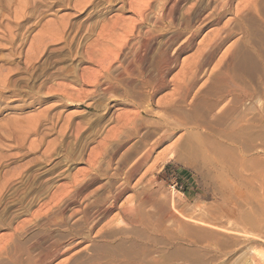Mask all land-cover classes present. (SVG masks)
Wrapping results in <instances>:
<instances>
[{"label":"rangeland","instance_id":"rangeland-1","mask_svg":"<svg viewBox=\"0 0 264 264\" xmlns=\"http://www.w3.org/2000/svg\"><path fill=\"white\" fill-rule=\"evenodd\" d=\"M164 3L0 0V264H264V0H182L180 10L176 8L166 19ZM225 3L228 11L218 20L203 22ZM246 3L253 5L252 11L255 5L261 16L252 12V18L245 22L253 43L260 48L250 50L251 61L244 50H232L243 35L236 17ZM198 11L202 12L201 20L193 17ZM186 22L192 28L186 30ZM49 25L59 28L56 35H43ZM198 27L191 45L174 50L187 36L186 31ZM230 27L233 33L220 42L219 49L209 50L213 33L222 34ZM175 30L181 35L174 42L166 40ZM202 44L207 46L205 50L199 49ZM110 50L113 56L116 54L114 60L110 59ZM161 50L169 51L170 69L164 70L167 87L159 89L153 99H136L133 91L159 75L161 65L155 62H159ZM193 60L200 64L198 81L191 84L185 110L197 96L209 100L203 98L210 104V111L204 109L202 113L204 130L218 128L225 132L229 125H236L238 131L239 120L246 118V134L244 138L239 134L242 147L239 142L190 141V124L173 129L177 115L166 110L164 104L177 98L174 82L188 81L190 71H186L191 69L188 65H194ZM235 68L247 78L244 84L235 86H248L239 100L233 94H220L235 88L229 75ZM109 84L114 86L111 90ZM230 105L233 113L220 126L216 119ZM150 109L155 111L150 113ZM139 111L146 113L143 119L150 123L142 124L135 134L124 121ZM168 125L169 137L156 143ZM143 134L149 140L141 141ZM180 142L186 143L178 147ZM145 153L149 157L144 160ZM96 170L97 181L85 184ZM119 188L127 190L121 191L116 207L107 215H96L107 204L106 196L115 195ZM122 205H133L138 223L117 220ZM85 214L96 218L89 233V222L83 221ZM73 241L76 244L72 245ZM53 242L62 249L42 261L44 255L54 251Z\"/></svg>","mask_w":264,"mask_h":264},{"label":"bare ground","instance_id":"bare-ground-1","mask_svg":"<svg viewBox=\"0 0 264 264\" xmlns=\"http://www.w3.org/2000/svg\"><path fill=\"white\" fill-rule=\"evenodd\" d=\"M138 1V0H137ZM148 1V0H147ZM164 0H162V2H163ZM248 1V0H247ZM132 2V1H131ZM181 2H182V0H165V3H164V7H163V10H164V13H165V18L164 19H166V18H168L171 14H173L174 12H175V9L177 8L178 9V6L181 4ZM230 2H231V0H230ZM146 4H147V2H146ZM219 4V3H218ZM221 4V3H220ZM182 5V4H181ZM146 5L144 4V7H145ZM158 6V5H157ZM160 6H161V4H160ZM212 6V5H211ZM220 5H218V9H216L215 10V12L214 13H212L210 16H208V17H206V19L205 20H203V22L204 21H206V20H211V19H213V18H216L215 20H218V18L217 17H219V16H222L223 14H224V12L225 11H228L227 10V7H228V4H224L221 8L219 7ZM253 6V5H252ZM251 3L249 4V3H246V4H244V6L242 7V12L236 17V19H237V21H238V23L242 26V33H243V35H242V38H241V40L239 41V42H237L235 45H234V49H232V50H244V53H247V50H260V48L259 47H257L254 43H253V41H252V39H251V36H250V28L249 27H247L246 25H245V22H246V20L247 19H249V18H252V17H250V15H253V14H251L252 12L253 13H256V14H258L259 15V10L257 9V7H255V5H254V8H253V11H252V9H250L251 7ZM143 7V8H144ZM155 7V6H154ZM181 7V6H180ZM207 7V6H206ZM231 7V6H230ZM151 8H152V5H151ZM158 8H159V6H158ZM182 8V7H181ZM138 9V8H137ZM142 9V8H141ZM150 9V8H149ZM135 10V9H134ZM139 10V9H138ZM145 10V9H144ZM155 10V9H154ZM159 10V9H158ZM178 10H180V9H178ZM230 10V9H229ZM155 12L157 13V11L155 10ZM159 12H161V11H159ZM179 12V11H178ZM207 12V11H206ZM205 12V13H206ZM208 12H210V11H208ZM138 13V12H137ZM237 13H238V11H237ZM145 14V13H144ZM151 14V13H150ZM201 15H202V12L201 11H198V12H196L195 14H194V16L193 17H195V18H197L198 20H201L203 17H201ZM203 15H204V13H203ZM156 16V15H155ZM260 16V15H259ZM144 18H145V15L143 16ZM162 17V16H161ZM177 17V16H176ZM186 17V16H185ZM190 17V16H189ZM261 17V16H260ZM156 18V17H155ZM191 18V17H190ZM196 20V19H195ZM214 20V21H215ZM263 20V19H262ZM169 21V20H168ZM183 21H185V20H183ZM187 21H189V19L187 20ZM193 21V20H192ZM197 21V20H196ZM124 22V21H123ZM136 22V21H135ZM138 22V21H137ZM145 22V21H144ZM160 22V21H159ZM164 22V21H163ZM170 23V22H169ZM180 23V22H179ZM178 23V24H179ZM184 23V22H183ZM187 23V22H186ZM191 23H193V22H191ZM198 23V22H197ZM196 23V24H197ZM114 24V23H113ZM172 23H170V25H171ZM153 25H155V24H153ZM162 25H164L165 26V24H163L162 23ZM161 25V26H162ZM169 25V26H170ZM185 25V24H184ZM195 25V24H194ZM160 26V25H159ZM171 26H173V25H171ZM237 26V25H236ZM66 27V26H65ZM166 27V26H165ZM164 27V28H165ZM152 28H153V26H152ZM159 28V27H158ZM167 28V27H166ZM165 28V29H166ZM172 28H174V27H172ZM171 28V29H172ZM189 28H192L188 23L186 24V26H185V29L186 30H188ZM239 28H241V27H239ZM59 29V28H58ZM58 29H56L55 27H54V29H53V26H50L49 25V27L43 32V35H47V36H49V35H56L57 33H56V31H59ZM124 29V28H123ZM129 29V28H128ZM159 29H162V28H159ZM158 29V30H159ZM170 29V30H171ZM176 29V28H175ZM198 29H199V27L198 28H196V29H194V30H192V31H189V32H185L186 34H187V36L185 37V39L183 40V41H179V42H181L177 47H175V49L174 50H179V51H181L182 49H184L185 47H187L188 46V44H190L191 43V41H192V38L196 35V33H197V31H198ZM238 29V28H237ZM72 30V29H71ZM164 30V29H163ZM167 30V29H166ZM183 30V29H182ZM63 31H64V29H63ZM129 31V30H128ZM157 31V30H156ZM176 31V30H175ZM221 31V30H220ZM233 30L231 29V27L230 28H228V29H225V35L224 36H222V34H220V32H214V33H216V34H214L213 33V36H212V38L210 39V38H208V39H210V40H208V41H211V47H210V49L209 50H214L216 47L218 48V45L220 44V42H222L224 39H226V38H228L229 37V35L231 34V33H233L232 32ZM52 32V33H51ZM86 32V31H85ZM104 32V31H103ZM129 32H131V30L129 31ZM141 32V31H140ZM163 32V31H162ZM48 33H51V34H48ZM136 33V32H135ZM134 33V34H135ZM155 33V32H154ZM159 33V32H158ZM184 33V34H185ZM127 34H128V32H127ZM147 34L149 35L150 34V36H152V32H147ZM183 34V33H182ZM107 36H108V34H106ZM110 35V34H109ZM154 35V34H153ZM181 35V32H179V31H176L175 33H173V34H168L167 36H166V40H168L169 38H170V40H172L173 42H174V40L175 39H177L179 36ZM25 36V35H24ZM111 36V35H110ZM161 36V35H160ZM42 37V36H41ZM104 37V36H103ZM131 37V36H130ZM146 37V36H145ZM157 37V36H156ZM123 38V37H122ZM132 38V37H131ZM147 38H148V36H147ZM182 38H184V37H182ZM51 39V38H50ZM102 39V38H101ZM124 39V38H123ZM135 39H136V37H135ZM149 39V38H148ZM148 39H146V41L148 40ZM164 39V40H165ZM106 40H107V38H106ZM114 40H115V38H114ZM118 40V39H117ZM162 40H163V38H162ZM163 40V41H164ZM169 40V41H170ZM181 40V39H180ZM194 40H195V38H194ZM120 41V40H119ZM139 41V40H138ZM142 41V40H141ZM153 41V40H152ZM169 41H167L168 43H169ZM114 43H116L115 41H113ZM143 42V41H142ZM156 43H158V41H155ZM109 43H111V42H109ZM152 43V42H151ZM177 43V42H176ZM210 43V42H209ZM119 44V42L118 43H116V46ZM137 44V43H136ZM142 44V43H141ZM203 44H204V42H203ZM201 45V47H199V49L200 50H205L206 49V47L204 46V45ZM114 45V44H113ZM125 45V44H124ZM138 45V44H137ZM143 45L144 46H147L148 44H147V42H144L143 43ZM191 45V44H190ZM205 45H208V44H206V42H205ZM119 46H121V44L119 45ZM132 46V45H131ZM135 46V45H134ZM157 46H158V44H157ZM164 46V45H163ZM172 46V45H171ZM175 46V45H174ZM136 47V46H135ZM156 47V46H155ZM203 47V48H202ZM35 48H36V46H35ZM115 48H117V47H112L111 49H115ZM120 48V47H119ZM130 48V47H129ZM138 48V47H137ZM148 48H149V46H148ZM157 48V47H156ZM165 48V47H164ZM174 48V47H173ZM202 48V49H201ZM216 48V49H217ZM110 49V48H109ZM118 49V48H117ZM128 49V48H127ZM152 50L154 49V48H151ZM150 49V50H151ZM163 49V48H162ZM219 49V48H218ZM37 50H38V48H37ZM134 50V49H133ZM133 50L131 49V51L133 52ZM115 51H118L119 52V49L118 50H115ZM127 51V50H126ZM130 51V50H129ZM144 51V50H143ZM154 51H155V49H154ZM184 51V50H183ZM110 52H112L111 50H110ZM109 52V54H110V56L112 55L113 56V52L112 53H110ZM117 52V53H118ZM124 52H125V50H124ZM123 52V53H124ZM135 52V51H134ZM141 52H142V50H141ZM147 52V51H146ZM153 52V51H152ZM152 52H149V53H152ZM169 52V51H168ZM167 52V50H161V53H159V55L161 56V58H159V56L157 57V58H159V62H155V63H159L161 66L159 67V70L158 69H156V70H158L159 71V75L158 76H156V75H153L151 78H149L150 80H148V81H145L144 82V86L143 87H137V88H139V89H137L136 87H135V89H137V90H135V91H133V93H132V96L133 97H135L136 99H139V100H146V99H151L152 98V96L156 93V92H159V89L161 90L162 89V87L163 86H166L165 84V72H164V70H166L167 68H168V61H169V53ZM177 52V51H176ZM126 53V52H125ZM154 53V52H153ZM181 53V52H180ZM236 53V52H235ZM108 53H106V55H107ZM132 54H134V53H132ZM137 54V53H136ZM135 54V55H136ZM158 54V53H157ZM156 54V55H157ZM214 54V53H213ZM238 54V53H237ZM128 55H129V53H128ZM127 55V56H128ZM131 55V54H130ZM138 55V54H137ZM140 55V54H139ZM199 55V54H198ZM215 55V54H214ZM213 55V56H214ZM231 55H232V53H231ZM109 56V57H110ZM111 56V57H112ZM145 56V55H144ZM148 56V55H147ZM171 56V55H170ZM206 56V55H205ZM232 56H235V55H232ZM108 57V56H107ZM108 57V58H109ZM114 57L116 58V54H114V56L112 57V58H110V59H112V60H114ZM125 57V56H124ZM131 57V56H130ZM130 57H128V59L130 58ZM140 57V62H141V65H144L145 63V61H144V58H142V56L140 55L139 56ZM149 57H151V56H149ZM149 57H148V59H149ZM103 58V57H102ZM104 58H106V57H104ZM120 58H122V57H120ZM138 58V57H137ZM136 58V59H137ZM173 58V57H172ZM205 58V57H204ZM107 59V58H106ZM106 59H104V62H105V60ZM110 59H109V61H110ZM147 59V60H148ZM233 59V58H232ZM102 60V59H101ZM108 60V59H107ZM149 60H151V58L149 59ZM154 60H157L156 59V56H155V59ZM177 60V59H176ZM175 60V61H176ZM99 61V60H98ZM120 61V60H119ZM118 61V62H119ZM126 61V60H125ZM129 61V60H128ZM127 61V62H128ZM138 61V60H137ZM194 62V65H188V67L189 68H191L190 70H188V69H185V70H188V71H186V73L187 72H189V79H186V80H188V81H176L175 80V78L173 79V80H175L177 83H175L174 82V84H175V90L173 89V91L175 92L174 93V95H177V98H170L169 100H168V102L166 103V104H164V105H167L166 107H164L166 110H168V111H170V112H173V113H175L176 115H177V117H176V122H175V124L173 125V129H176V128H178V127H181V126H183V127H186L187 126V124H190L192 127H191V130L188 132L189 134V140L190 141H192V140H195V141H201V140H206V141H208V140H210V141H213L214 143H217V144H233V143H237V142H239V144H240V147H242L243 146V140L241 141V136L239 135V134H244L243 135V138H244V136H245V134H246V128L247 127H245V125H244V120L246 121V118L245 119H243L242 117V119H241V122H240V120H239V125H237V127H238V131H236L235 129H236V125H235V127H234V125H233V127L232 126H230L231 128H229V126H228V130H226L225 132L224 131H222V130H220V129H218V130H220V131H217V129L215 130V129H213V128H209L208 130L206 129V130H204L203 129V125L205 124V118L203 117V112H204V109L206 110L205 112H207L208 110H209V103H207L206 104V102L207 101H209L208 99H206V97H204L203 96V98H205L207 101H204V99L202 98V97H196L194 100H193V103H191L190 104V108H189V110H185L186 108H185V105L184 104H186L185 103V100H186V98H187V96H189V95H187L188 94V91H190L189 89H191L190 87L192 86L191 84H192V82L193 81H196L197 79H196V73H197V70H198V68H199V66H200V64H198L197 65V62H196V60H193ZM211 61V60H210ZM111 62V61H110ZM123 62V61H122ZM122 62H121V64H122ZM133 62V61H132ZM148 62V61H147ZM150 62V61H149ZM148 62V63H149ZM230 62V61H229ZM229 62H226V63H229ZM139 63V62H138ZM151 63V62H150ZM162 63H164V65H162ZM174 63V62H173ZM172 63V64H173ZM191 63V62H190ZM189 63V64H190ZM201 63V62H200ZM206 63H208V62H206ZM210 63V62H209ZM110 64V63H109ZM147 64V63H146ZM108 65V64H107ZM135 65V64H134ZM156 65H158V64H156ZM205 65H207V64H205ZM104 66V65H103ZM120 66H122V65H120ZM124 66H125V63H124ZM124 66H123V68H124ZM136 66V65H135ZM138 66V65H137ZM136 66V67H137ZM151 66V65H150ZM224 66H227V64H225ZM105 67V66H104ZM119 67V66H118ZM187 67V68H188ZM203 67V66H202ZM107 68V67H106ZM112 68H113V66H112ZM135 68V67H134ZM148 68V67H147ZM155 68H156V66H155ZM194 68H196V71H193L192 69H194ZM121 69H122V67H121ZM120 69V70H121ZM150 69H152V68H149L148 70H150ZM168 69H170V68H168ZM172 69V68H171ZM183 69V68H182ZM127 70H130V69H128V67H127ZM143 70H146V69H144L143 68ZM154 70V69H153ZM201 70V69H200ZM200 70H199V72H200ZM109 71V70H108ZM111 71H112V69H111ZM135 71H136V69H135ZM152 71V70H151ZM182 71V70H181ZM222 71V70H221ZM221 71H220V73H221ZM224 71V70H223ZM222 71V72H223ZM225 71H228V70H225ZM68 72V71H67ZM130 72H133V71H130ZM137 72V71H136ZM138 72H139V69H138ZM154 73L156 72V71H153ZM110 73V72H109ZM146 73H148V71L147 72H145V74ZM107 74V73H106ZM126 74V73H125ZM124 74V75H125ZM153 74V73H152ZM228 74V73H227ZM108 75V74H107ZM131 75V74H130ZM136 75H138V74H136ZM149 75V74H148ZM181 75H183V78H184V75L185 74H182L181 73ZM188 75V74H187ZM198 75V74H197ZM230 80H231V82L233 83V87H235V86H237L238 87V85L239 84H244L245 83V81H246V77L242 74V73H240L236 68H235V70L234 69H232L231 70V72H230ZM228 75V76H229ZM144 76V75H143ZM142 76V77H143ZM223 76H224V74H223ZM116 78H118L117 76H115ZM124 77V76H123ZM140 77V76H139ZM138 77V78H139ZM149 77H150V75H149ZM187 77V76H186ZM218 77V76H217ZM105 78V77H104ZM126 78V77H125ZM137 78V77H136ZM137 78V79H138ZM179 78H181V76H179ZM182 78V79H183ZM212 78V77H211ZM214 78V77H213ZM225 78V77H224ZM227 78H229V77H227ZM95 79V78H94ZM107 79V78H106ZM141 79V78H140ZM178 79V78H177ZM218 79H219V77H218ZM223 79V78H222ZM221 79V80H222ZM85 80V79H84ZM114 80H117V79H114ZM121 80V79H120ZM126 80V79H125ZM125 80H124V82H125ZM131 80H134V79H132L131 78ZM131 80H130V84L132 83L131 82ZM146 80V79H145ZM169 80V79H168ZM178 80H180V79H178ZM215 81H216V79H214ZM140 81V80H139ZM143 81V80H142ZM150 81V82H149ZM198 81V80H197ZM214 81V82H215ZM225 81H227V80H225ZM213 82V83H214ZM217 82V81H216ZM220 82V81H219ZM224 81H222L221 83H223ZM108 83V81L106 82V84ZM113 83V82H112ZM119 83V82H118ZM126 83V82H125ZM124 83V84H125ZM140 83V82H139ZM138 83V84H139ZM194 83V82H193ZM212 83V84H213ZM114 84V83H113ZM215 84V83H214ZM213 84V85H214ZM224 84V83H223ZM230 84V83H229ZM108 85V84H107ZM110 85V84H109ZM168 85V84H167ZM194 85H196V84H194ZM247 85V84H246ZM96 86H97V84H96ZM121 86V85H120ZM119 86V88H121ZM128 86H129V84H128ZM131 86V85H130ZM137 86V85H136ZM139 86V85H138ZM218 86V85H217ZM221 86H222V84H221ZM225 86V85H224ZM228 86V85H227ZM241 86V85H240ZM114 86L112 85H110L109 87H107V88H109L110 90H111V88H113ZM133 87V86H132ZM167 87V86H166ZM210 87V86H209ZM232 87V88H233ZM246 87H248V86H246ZM245 87V85H244V87H240V89L238 88H233V89H229L228 88V90H224L223 92H221L220 94H222V96L223 95H228V94H233V95H236L237 97L235 98V99H237L238 97L240 98V97H242L243 95H245V93H247V88ZM98 88H99V86L97 87V90H98ZM130 88V87H129ZM144 88H148L147 90H145ZM213 88V87H212ZM69 89V88H68ZM215 89V88H214ZM250 89V88H249ZM119 90V89H118ZM126 90V89H125ZM145 90V91H144ZM212 90V89H211ZM220 90V89H219ZM100 91V90H99ZM105 91V90H104ZM103 91V92H104ZM122 91V90H121ZM67 92V91H66ZM69 92V91H68ZM209 92V91H208ZM207 92V93H208ZM218 92V91H217ZM105 93H106V91H105ZM109 93V92H108ZM124 93H126V92H124ZM64 94V93H63ZM107 94V93H106ZM127 95L129 94V93H126ZM173 94V93H172ZM200 94V93H199ZM204 94V93H203ZM203 94H201V95H203ZM209 94V93H208ZM173 95V96H174ZM70 96V95H69ZM71 96H73V95H71ZM77 96V95H76ZM82 96V95H81ZM171 95H168L167 97H170ZM192 96V95H191ZM207 96V95H206ZM216 96V95H215ZM214 96V97H215ZM231 96V95H230ZM167 97H165L166 99H167ZM221 97V96H220ZM247 97V96H246ZM128 98V97H127ZM191 98V97H190ZM190 98H189V100H190ZM217 98V97H216ZM215 98V99H216ZM239 98H238V100H239ZM153 99V98H152ZM210 99V98H209ZM221 99V98H220ZM234 99V100H235ZM73 100H74V98H73ZM163 101H164V98L162 99ZM218 100V99H217ZM233 100V101H234ZM245 100V99H244ZM158 101V100H157ZM161 100H159V103H161L160 102ZM162 101V102H163ZM119 102V101H118ZM147 102H149L148 100H147ZM210 102H212V101H210ZM244 102V101H243ZM135 103V102H134ZM141 104H142V102H140ZM164 103V102H163ZM238 103V102H237ZM162 104V103H161ZM212 104V103H211ZM94 105V104H93ZM131 105V104H130ZM138 105V104H137ZM159 105V104H158ZM187 105V104H186ZM215 105H217V104H215ZM214 104H213V106H215ZM108 106V105H107ZM135 106V105H134ZM212 106V107H213ZM234 106H235V104H234ZM240 106V105H239ZM139 107H141V105L139 106ZM143 107H145L146 108V106H144V104H143ZM162 107V106H161ZM160 107V108H161ZM188 107V106H187ZM216 107V106H215ZM149 108V107H148ZM163 108V109H164ZM211 108V107H210ZM143 109V108H142ZM164 109V110H165ZM146 110V109H145ZM148 110V109H147ZM146 110V111H147ZM160 110H162V109H160ZM213 110V109H212ZM226 111L223 113V115L221 114V116L220 117H217V123L220 125V124H223V122H224V120H225V118H227L228 116V114L229 113H233V107H232V105H230L229 106V108L228 109H225ZM243 110V109H242ZM109 111V110H108ZM138 111V110H137ZM150 111H151V109H150ZM152 111H155V110H152ZM152 111L150 112V113H152ZM163 111V110H162ZM210 111V110H209ZM246 111V110H245ZM161 112V111H160ZM133 114H131V117H130V119L129 120H126V121H124V118L122 119V117L121 118H119V119H122L123 121H124V124H125V122H126V124H128V126L130 127V129H133L135 132V134H138L139 133V128L141 127V125L143 124H147V123H150V121H147V120H145V119H143L144 118V115L146 114V113H144L143 111H139V112H136V113H134V112H132ZM150 113H148L149 115H151ZM157 113H159V112H157ZM157 113H156V115H157ZM167 113H169V112H167ZM108 113H106L105 115H107ZM161 114V113H160ZM171 114V113H170ZM173 115V114H172ZM168 116H169V114H168ZM167 116V117H168ZM174 116V115H173ZM172 116V117H173ZM127 117V116H126ZM129 117V116H128ZM155 117V116H154ZM163 117H165V116H163ZM244 117V116H243ZM103 118V117H102ZM166 118V117H165ZM150 119H151V117H150ZM149 119V120H150ZM169 119V118H168ZM175 119V118H174ZM152 120H154V119H151V121ZM159 120V119H158ZM164 120V119H163ZM167 120V119H166ZM165 120V122H168L169 120H167L166 121ZM173 120V119H172ZM115 121V120H114ZM164 122V121H163ZM165 122H164V124H165ZM169 122H172V121H169ZM120 123H122V122H120ZM119 123V125H120V127H121V124ZM154 123V122H153ZM161 123V122H160ZM158 124V125H161V124ZM216 123V122H215ZM236 123V122H235ZM118 124V123H117ZM163 124V125H164ZM171 124H173V123H170V125ZM209 124V126H210V123H208ZM217 124V125H218ZM237 124V123H236ZM148 125V124H147ZM153 125H156V124H153ZM228 125V124H227ZM232 125V124H231ZM123 126V125H122ZM127 126V127H128ZM162 126V125H161ZM220 126H223V125H220ZM164 126H162V128H163ZM169 125H168V129H167V131L166 132H164L163 134H161L160 135V137H159V139L157 138V137H155V136H157L156 134H155V138H157L156 140V143H159L160 141H164L166 138H168L169 137V135H170V129H169ZM172 127V126H171ZM205 127V126H204ZM211 127V126H210ZM141 128H143V127H141ZM147 128H148V126H147ZM150 128H151V126H150ZM149 128V129H150ZM156 128V127H155ZM154 128V129H155ZM161 128V127H160ZM161 128V129H162ZM164 128H166V126L164 127ZM182 128V127H181ZM119 129H121V128H119ZM152 129V128H151ZM172 129V128H171ZM226 128H224V130H225ZM116 130H118V128L116 129ZM122 130H123V128H122ZM125 130V129H124ZM142 130V129H141ZM153 130V129H152ZM121 131V130H120ZM149 132L151 131V130H148ZM160 131V130H159ZM158 131V133H161V132H159ZM130 132V131H129ZM128 132V133H129ZM145 132H147V131H145ZM149 132H148V134H149ZM155 132V131H154ZM157 132V131H156ZM237 132V133H236ZM115 133H116V131H115ZM125 133H126V131H125ZM151 133H153V132H151ZM235 133H236V135H235ZM112 134H114V132L112 133ZM111 134V135H112ZM117 134V133H116ZM121 134V133H120ZM122 134H123V132H122ZM134 134V135H135ZM126 135V134H125ZM145 134H143L142 135V137H140V140L141 141H144V140H147L146 138H144L143 136H144ZM147 136V135H146ZM151 136V135H150ZM238 136H240V138L238 137ZM124 137V136H123ZM128 137H130V136H128ZM147 137H149V136H147ZM108 138H109V140H110V136H108ZM107 138V139H108ZM152 138V137H151ZM171 138V137H170ZM114 139V138H113ZM125 139V138H124ZM154 139V138H153ZM104 140H106V139H104ZM125 140H127V139H125ZM149 140V139H148ZM167 140V139H166ZM165 140V141H166ZM186 140H188L187 138H186ZM240 140V141H239ZM108 141V140H107ZM106 141V142H107ZM117 141H119V140H117ZM124 141V140H123ZM140 141V142H141ZM112 142V141H111ZM116 142V141H115ZM114 142V143H115ZM119 142H122V141H119ZM140 142H139V144H140ZM145 142V141H144ZM149 142V141H148ZM183 142V141H182ZM182 142H180V143H177V146L178 147H183L184 146V144L186 143H182ZM103 143H104V141H103ZM151 143V142H150ZM149 143V144H150ZM155 143V142H154ZM107 143H104V146L106 145ZM109 144V143H108ZM102 145V144H101ZM125 145V144H124ZM141 145H143V144H141ZM155 145H157V144H155ZM190 145V144H189ZM107 146V145H106ZM133 146H135V144L133 145ZM147 146V145H146ZM151 146V145H150ZM115 147V146H114ZM142 147V146H141ZM152 147H154L153 145H152ZM107 148H109L108 146H107ZM106 148V149H107ZM113 148V147H112ZM121 148H122V146H121ZM133 148V147H132ZM146 148V147H145ZM144 148V149H145ZM134 149V148H133ZM147 149V148H146ZM145 149V150H146ZM102 150H104V148L102 149ZM100 151V153H102L103 151ZM112 149H110V151H111ZM113 150H115V149H113ZM118 150V149H117ZM135 150V149H134ZM151 150V149H150ZM105 151V150H104ZM118 151H120V150H118ZM144 151V150H143ZM112 152V151H111ZM110 152V153H111ZM125 152V151H124ZM130 152H131V150H130ZM136 152H137V149H136ZM141 152V154H142V151H140ZM139 152V153H140ZM149 152H151V151H149ZM113 153V152H112ZM118 153V152H117ZM117 153H114V154H117ZM148 153V152H147ZM194 153H195V151H194ZM197 153V152H196ZM105 154H106V152H105ZM104 154V155H105ZM146 154V153H145ZM198 154V153H197ZM124 155V154H123ZM138 155V154H137ZM150 155V154H149ZM99 156H103V154H99ZM108 156V155H107ZM114 156V155H113ZM139 156V155H138ZM138 156H136V157H138ZM145 156V155H144ZM144 156H143V158H144ZM196 156V155H195ZM100 157V158H101ZM125 157H127V155L125 156ZM130 157V156H129ZM128 157V159H131L132 160V158L130 157L129 158ZM147 157H149L147 154H146V156H145V158H144V160L147 158ZM197 157V156H196ZM202 157H204L205 159H209L210 158V155H203ZM99 158V159H100ZM104 158V157H103ZM106 158V157H105ZM109 158V157H108ZM176 158H179L178 156L176 157ZM96 159H98V158H96ZM122 159V158H121ZM106 160H108V159H106ZM118 160V159H117ZM140 160V159H139ZM141 160H143V159H141ZM109 161V160H108ZM113 161V160H112ZM94 162V161H93ZM107 162V161H106ZM110 162V161H109ZM145 162V161H144ZM99 164V163H98ZM105 164V163H104ZM111 164V163H110ZM121 164V163H120ZM124 164V163H123ZM100 165V164H99ZM106 165H108V164H106ZM137 166H138V164H136ZM94 166V165H93ZM111 166V165H110ZM118 166V165H117ZM136 166V167H137ZM139 167V166H138ZM138 167H137V170H138ZM94 168H96V165L94 166ZM93 168V169H94ZM132 168H133V166H132ZM134 169V168H133ZM95 170V169H94ZM120 171V170H119ZM133 171V170H132ZM135 171V170H134ZM104 173H106V172H104ZM116 173V172H115ZM117 173H119V172H117ZM128 173H129V171H128ZM132 173V172H131ZM90 174H92V173H90ZM88 175V174H87ZM86 175V176H87ZM117 175H119V174H117ZM85 176V177H86ZM97 176H98V172H97V170H96V173L95 174H93V175H90V178H89V180L85 183V184H89V183H91V181L93 180V179H95L96 181H97ZM115 176V175H114ZM128 176V175H127ZM88 177V176H87ZM110 178V177H109ZM129 178V177H128ZM84 179V178H83ZM83 179L82 180H79V182L80 181H83ZM122 179H123V177H122ZM99 180H100V178H99ZM85 181V180H84ZM114 181H116V180H114ZM93 182V181H92ZM125 183L127 182V181H124ZM130 182V181H129ZM78 183V182H77ZM112 183V182H111ZM116 183V182H115ZM79 184H81V183H79ZM84 184V183H83ZM92 184V183H91ZM122 184H124V183H122ZM129 184V183H128ZM75 185H77V184H75ZM84 186V185H83ZM113 186V185H112ZM123 187H125V184L124 185H122ZM129 186V185H128ZM107 187V186H106ZM75 188V187H74ZM81 188V187H80ZM116 188V187H115ZM126 188V187H125ZM77 189V188H76ZM107 189V188H106ZM112 189V188H111ZM83 190V189H82ZM108 190H109V187H108ZM123 190H127V189H122V188H119V190H118V192L117 193H115V195H112V196H109V195H107L106 196V202H107V204L105 205V207H104V205H103V207H101L102 208V210L101 209H99V210H97V212H98V214H96V215H102V214H105V215H107L106 213L107 212H110L113 208H115L116 207V200H117V198L118 197H120V193H121V191H123ZM76 191V190H75ZM79 192H80V189H79ZM81 193V192H80ZM79 193V194H80ZM75 194V193H74ZM78 194V195H79ZM123 194V193H122ZM90 196V195H89ZM73 197L74 198H76L75 197V195H73ZM72 198V197H71ZM99 199V198H98ZM71 201V200H70ZM119 201V200H118ZM97 202V201H96ZM94 203V202H93ZM130 204H132L131 202H130ZM97 205H98V203H97ZM125 205V204H124ZM124 205H122V206H124ZM96 206V205H95ZM94 206V207H95ZM99 206V205H98ZM97 206V207H98ZM118 207H121V206H118ZM91 208V207H90ZM84 210H86V209H84ZM119 210V212H117L118 214H117V220H124L125 218H126V220L128 221V222H130L131 224H134L135 225V223H138L139 222V220L137 219V212H136V209H134V207H133V205H126V207L124 206V207H121L120 209H118ZM104 215V216H105ZM97 216V217H98ZM63 217V216H62ZM96 217V216H95ZM83 218V217H82ZM103 218V217H102ZM98 219V218H97ZM101 219V218H100ZM95 220H96V218L95 219H92V217L89 215V214H85V216H84V218H83V221L84 222H86V223H88L89 224V226H88V224H87V232L89 233L94 227H95ZM125 221V220H124ZM57 222V221H56ZM58 222H60V221H58ZM94 223V224H93ZM139 224H141V223H139ZM74 235H76V234H74ZM72 243V245H73V243H75L76 244V242H71ZM59 245H61V243L59 244ZM53 246H54V251L52 252V253H49L48 255H44V258L42 259V261H46V259H51L52 257H54L62 248H60V247H58V245L56 244V242H53ZM41 261V262H42Z\"/></svg>","mask_w":264,"mask_h":264},{"label":"crops","instance_id":"crops-1","mask_svg":"<svg viewBox=\"0 0 264 264\" xmlns=\"http://www.w3.org/2000/svg\"><path fill=\"white\" fill-rule=\"evenodd\" d=\"M251 52H250V50H247V56H248V59L251 61V60H253V56H251V54H250Z\"/></svg>","mask_w":264,"mask_h":264}]
</instances>
